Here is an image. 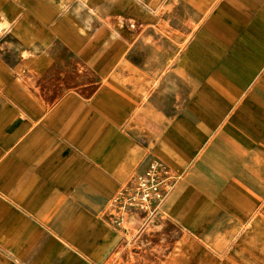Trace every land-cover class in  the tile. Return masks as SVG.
I'll return each mask as SVG.
<instances>
[{"label":"crops","instance_id":"1","mask_svg":"<svg viewBox=\"0 0 264 264\" xmlns=\"http://www.w3.org/2000/svg\"><path fill=\"white\" fill-rule=\"evenodd\" d=\"M75 1L63 14L60 0H0V24L10 27L12 47L32 53L4 74L0 200L27 215L5 237L7 246L26 225H49L55 208L110 197L115 177L132 167L136 153L150 151L149 165L159 160L180 168L201 152L253 153L264 144V0H223L195 30L197 10L189 30L159 19L157 47L167 50L143 59L155 65L148 73L133 63V51L126 72L119 70L121 43H114L112 27H100L92 39L83 21L104 15L101 0H88L91 12L80 18L73 15ZM58 49L78 52L105 79L92 98L85 88H62L65 59ZM24 69L47 81L40 92L56 96L52 102L22 82ZM134 73H142L141 87ZM80 216L77 234L89 220L84 211ZM9 221L0 222L2 232Z\"/></svg>","mask_w":264,"mask_h":264},{"label":"rangeland","instance_id":"2","mask_svg":"<svg viewBox=\"0 0 264 264\" xmlns=\"http://www.w3.org/2000/svg\"><path fill=\"white\" fill-rule=\"evenodd\" d=\"M222 1L143 0L138 5L136 0H101L104 15L92 18V39L100 27L118 29L122 38L114 43H121L119 70L126 72L133 51V63L148 73L147 68L155 65L143 64V59L147 61L153 51L167 50L163 45L157 47L162 43L157 36L159 19L189 30L191 13L197 10V24H192L195 30ZM75 3L70 0L69 8L74 9ZM117 4L116 14L109 15ZM126 30L132 33L130 37ZM10 41L9 34L0 40V111L6 103L7 66H18L22 53L10 49ZM126 43L135 44L126 49ZM141 43H146L144 48ZM59 54L65 59L62 88H85V98H92L105 79H98L92 64L80 59L78 52L58 49ZM30 72L23 70L22 82L36 90L40 100L52 102L56 96L40 92L47 81L34 79ZM142 76L134 73L140 87ZM139 142L147 145L143 138ZM226 148L229 151L198 153L180 168L154 160L169 171L161 187L164 199L160 205L151 202L144 208L137 205V178L152 156L148 150L136 153L132 167L115 177L110 197H90L86 207L55 208L57 213L49 218V225H26L12 246L6 245L5 237L27 215L0 200V222L4 217L11 219L8 224L12 222L6 233L0 227V264H264V144L253 153ZM83 211L89 220L86 230L77 234Z\"/></svg>","mask_w":264,"mask_h":264},{"label":"built area","instance_id":"3","mask_svg":"<svg viewBox=\"0 0 264 264\" xmlns=\"http://www.w3.org/2000/svg\"><path fill=\"white\" fill-rule=\"evenodd\" d=\"M168 174V169L161 163L154 161L138 176L136 199L139 207H147L151 202L160 205L164 199L161 187L166 183Z\"/></svg>","mask_w":264,"mask_h":264},{"label":"clouds","instance_id":"4","mask_svg":"<svg viewBox=\"0 0 264 264\" xmlns=\"http://www.w3.org/2000/svg\"><path fill=\"white\" fill-rule=\"evenodd\" d=\"M51 2L55 3V0H51ZM136 3L138 5H140L143 3V0H136ZM57 7L61 11V13H63V14H67L69 11V6L65 3V0H60V3L57 5ZM145 7H147V6L145 5ZM85 9H88V0H79V6L74 10L73 15H75V16H77V18H79L80 13L82 11H84ZM88 10H89V12H91V9H88ZM83 22L87 28H89V29L91 28L92 20H91L90 16L88 18L84 19ZM122 27H123V25H121V28ZM10 33H11L10 27H8L7 25H4V24H0V40H2L6 35H8ZM112 36L114 39L122 38L121 33L116 32L115 30L113 31ZM7 44L9 46V48L11 49L12 44L11 43H7ZM0 50H3V46H0ZM20 55L23 59H28L32 55V53H30L28 51H24Z\"/></svg>","mask_w":264,"mask_h":264}]
</instances>
